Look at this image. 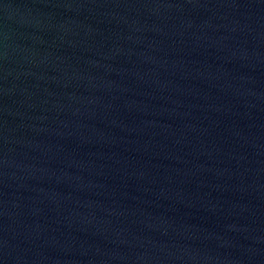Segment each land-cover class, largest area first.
Listing matches in <instances>:
<instances>
[{
	"label": "water",
	"instance_id": "obj_1",
	"mask_svg": "<svg viewBox=\"0 0 264 264\" xmlns=\"http://www.w3.org/2000/svg\"><path fill=\"white\" fill-rule=\"evenodd\" d=\"M0 264H264V0H0Z\"/></svg>",
	"mask_w": 264,
	"mask_h": 264
}]
</instances>
